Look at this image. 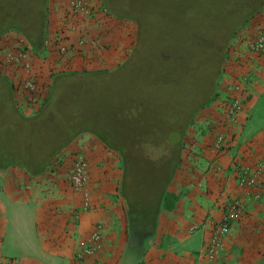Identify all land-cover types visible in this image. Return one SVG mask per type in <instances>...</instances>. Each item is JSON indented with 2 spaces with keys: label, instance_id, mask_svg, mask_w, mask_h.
Wrapping results in <instances>:
<instances>
[{
  "label": "crops",
  "instance_id": "1",
  "mask_svg": "<svg viewBox=\"0 0 264 264\" xmlns=\"http://www.w3.org/2000/svg\"><path fill=\"white\" fill-rule=\"evenodd\" d=\"M64 2L50 0L46 45L37 54L47 56L45 63L37 57V64L46 67L45 76L62 70L49 67L65 65L68 60L73 69L53 74L51 81L69 71L114 69L129 57L134 24L106 19L104 27L86 34L83 56L58 60L55 41L69 44L77 35L67 30L61 37ZM257 28H264V7L233 37L220 83L185 133L181 161L168 185L177 199L172 208L160 210L154 228L139 224L129 229L120 191V155L96 135L78 132L63 150L42 155V159L29 152L25 164L0 163V264H264V177L260 188L243 189L237 182L240 170L246 165L254 167L264 151V53L247 47ZM236 96L243 107L235 121L227 123L224 111ZM13 99L22 117L40 116V110L24 114ZM49 101L50 95L44 106ZM220 133L227 134V143L219 150L215 140ZM77 156L89 162L93 189L89 212H81L80 194L69 182ZM234 198L245 203L244 214L231 224L218 257L209 261L204 242L215 222L222 219L225 203ZM96 223L103 226V249L80 260L76 255L80 241Z\"/></svg>",
  "mask_w": 264,
  "mask_h": 264
},
{
  "label": "rangeland",
  "instance_id": "2",
  "mask_svg": "<svg viewBox=\"0 0 264 264\" xmlns=\"http://www.w3.org/2000/svg\"><path fill=\"white\" fill-rule=\"evenodd\" d=\"M110 1L113 5L108 6V0H104V11L116 20L132 22L136 28L130 55L120 66L55 76L49 95H53L56 103L28 123L13 115L7 91L10 83L0 74V83L5 84L0 85V163L21 162L18 157L22 147L42 159V155L49 156L59 148L63 150L81 129L98 132L108 127L112 132H119L137 128V123L144 122L145 118H149L150 124L159 125L167 115L173 118V110L182 107L186 108L187 115L193 101L204 98L205 91L208 92L212 67L219 64L212 51L223 49L230 35L226 31L223 34L224 30L238 22L246 23L251 16L249 12L260 2ZM49 4L50 0H0V50L24 47L19 30L32 36L44 27L46 16L49 23L52 13ZM14 28L19 33L7 30ZM234 36L226 42L225 51L230 49ZM222 74L223 71L216 83H220ZM12 148L21 154L8 155L7 151Z\"/></svg>",
  "mask_w": 264,
  "mask_h": 264
},
{
  "label": "built area",
  "instance_id": "3",
  "mask_svg": "<svg viewBox=\"0 0 264 264\" xmlns=\"http://www.w3.org/2000/svg\"><path fill=\"white\" fill-rule=\"evenodd\" d=\"M104 7V0H65L61 7L65 12L64 24L59 29L60 33L62 32L61 37L65 35L67 30L77 35L69 44L62 42L60 39L55 41L54 45L58 60L62 58H67L66 60L72 59L75 55L83 56L87 45L86 34L90 30L104 27L108 17L113 19V21H117L104 11ZM99 14L102 17H99ZM90 24L93 25V28L90 26L91 29L87 31L86 28ZM104 29H101L98 35L103 33ZM108 46H111V43ZM247 47L252 52L264 53V28H257L255 33L250 34L247 40ZM37 57L42 59L41 62H48L46 54L38 56L35 50L29 46L0 50V74L10 83L18 108L24 114L27 111L30 114H34L44 106L50 92L51 75L67 69H73L68 65L70 61L68 60L65 65L49 67L54 71L56 68L62 70L50 73L47 77L45 76L46 67L44 64H37ZM242 107L243 102L240 97L231 98L224 111L226 122H234ZM226 143L227 134H218L215 140V147L220 150ZM263 177L264 151L254 167L246 165L240 170L237 182L239 187L243 189L260 188ZM69 182L74 191L80 194L81 212L91 211L93 209V189L89 162L86 158L77 156L74 159L70 168ZM224 209L222 219L215 222L210 236L204 242V254L209 261H214L223 249L231 224L244 214L245 203L240 198H234L225 203ZM75 216L78 218L79 212H76ZM102 227V224L96 223L88 235L80 241L79 249L76 252L78 259L85 260L96 256L102 251Z\"/></svg>",
  "mask_w": 264,
  "mask_h": 264
},
{
  "label": "trees",
  "instance_id": "4",
  "mask_svg": "<svg viewBox=\"0 0 264 264\" xmlns=\"http://www.w3.org/2000/svg\"><path fill=\"white\" fill-rule=\"evenodd\" d=\"M110 2L111 1L108 0V6L113 5ZM262 7H264V0H260L259 4H256V6L251 9L249 12L251 16L248 14L250 18L247 21L253 18ZM44 21V27H40L39 30H36L35 32L37 33L34 32L33 36L20 32L27 47H32L36 54H41L46 45L47 16ZM238 23L224 30L223 34H225V31L230 32L226 42L245 24L242 25V23ZM226 42L223 49L217 48V51H212L213 56L218 57L219 60V64H215V67H212V82L209 84L208 92L206 93L205 91L206 96L202 99L199 98L193 101L194 104L191 112L187 115L185 114L186 108L182 107L181 109L173 110L171 114L173 118L167 115L165 122L159 125L150 124L149 118H145L144 122L141 121L137 123V128H124L119 132H112L108 127H104L102 130H98V132L88 129L80 130V132H90L96 135L107 148L120 155L123 161V177L120 191L122 197L126 201L127 218L131 231H133V229L135 230L139 224L144 227L146 226V228H149L151 225V228H154L160 210L162 208H172L174 206L177 197L168 191V185L181 161L185 133L192 123L194 115L209 102L213 90L212 88L215 87L216 81L223 71L224 61L228 53V48H226V51L224 50ZM3 84L4 83H0V85L4 86L5 84ZM7 91L9 94L8 98L10 99L9 107L13 115L15 114L17 119L27 123L38 119L42 114H45L52 108V104L56 103L54 102L55 98L51 94L52 97L50 96V101L41 112L40 116L26 119L22 117L16 109L13 99V90L8 83ZM121 119L123 118L121 117ZM171 119L172 121H170ZM141 126H143V129ZM72 136L73 134L69 137L67 136V138L69 139ZM7 153L8 155L14 154V156L16 155L17 157L21 154H17L16 149L13 148L7 151ZM26 154L27 152L22 147V154L18 157L22 159L21 162L9 161L7 163L25 164L28 160V155ZM7 159L9 160L11 157L9 156Z\"/></svg>",
  "mask_w": 264,
  "mask_h": 264
},
{
  "label": "flooded vegetation",
  "instance_id": "5",
  "mask_svg": "<svg viewBox=\"0 0 264 264\" xmlns=\"http://www.w3.org/2000/svg\"><path fill=\"white\" fill-rule=\"evenodd\" d=\"M8 31H9V32H17V33H19V31H20V32H23V31H21V30H19V31L16 30V28H14V29H8ZM24 33H25V32H24ZM20 34H21V33H20ZM25 34L28 35L27 33H25ZM33 35H34V34H33ZM33 35H32V36H33ZM21 36H22V34H21ZM24 45L27 46L26 43H24Z\"/></svg>",
  "mask_w": 264,
  "mask_h": 264
}]
</instances>
